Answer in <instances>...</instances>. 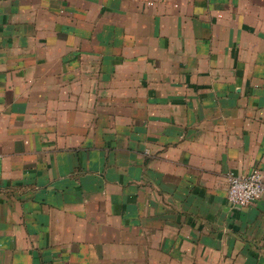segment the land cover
Wrapping results in <instances>:
<instances>
[{
  "label": "crops",
  "instance_id": "1",
  "mask_svg": "<svg viewBox=\"0 0 264 264\" xmlns=\"http://www.w3.org/2000/svg\"><path fill=\"white\" fill-rule=\"evenodd\" d=\"M255 168L264 0H0V264H264Z\"/></svg>",
  "mask_w": 264,
  "mask_h": 264
},
{
  "label": "built area",
  "instance_id": "2",
  "mask_svg": "<svg viewBox=\"0 0 264 264\" xmlns=\"http://www.w3.org/2000/svg\"><path fill=\"white\" fill-rule=\"evenodd\" d=\"M264 195V171L253 169L247 174L228 175L227 197L232 206L245 207Z\"/></svg>",
  "mask_w": 264,
  "mask_h": 264
},
{
  "label": "rangeland",
  "instance_id": "3",
  "mask_svg": "<svg viewBox=\"0 0 264 264\" xmlns=\"http://www.w3.org/2000/svg\"><path fill=\"white\" fill-rule=\"evenodd\" d=\"M128 224H130V223H124V225H125V228L124 229L125 230H129L130 229V227H127ZM120 234H121V232L119 231V229H116L115 230V233H114V236L120 235ZM118 246H121V250L123 249V251L120 252V254L121 253H124V255H125L126 258L130 257V255H128L131 252L130 251V244L129 243H120V244H118ZM127 249H129V250H127ZM119 256H122V255H119ZM125 260H127V261L120 260V262H123V264H129V261L130 260L129 259H125ZM146 263H147V260L146 259H140L138 261V264H146Z\"/></svg>",
  "mask_w": 264,
  "mask_h": 264
}]
</instances>
